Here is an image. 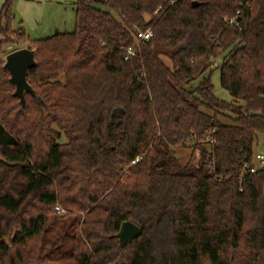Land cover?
I'll list each match as a JSON object with an SVG mask.
<instances>
[{
  "label": "trees",
  "instance_id": "16d2710c",
  "mask_svg": "<svg viewBox=\"0 0 264 264\" xmlns=\"http://www.w3.org/2000/svg\"><path fill=\"white\" fill-rule=\"evenodd\" d=\"M14 1L0 9V264H264V0H70L74 31L34 40ZM23 43L24 102L2 61ZM218 69L236 103L215 95ZM187 143L198 163L177 157ZM57 206L72 243L43 254ZM126 220L143 231L122 246Z\"/></svg>",
  "mask_w": 264,
  "mask_h": 264
},
{
  "label": "rangeland",
  "instance_id": "374dc122",
  "mask_svg": "<svg viewBox=\"0 0 264 264\" xmlns=\"http://www.w3.org/2000/svg\"><path fill=\"white\" fill-rule=\"evenodd\" d=\"M6 0H0V9ZM100 7L103 5L97 4ZM15 18L12 26L18 30L24 29L30 39H44L50 37L56 32H72L76 26L75 6L70 0H15L14 1ZM23 47L31 48L29 43L10 44L5 47L6 54L3 55L2 61L6 62V56L11 51ZM167 64H171L168 57H163ZM64 81V76L61 77ZM211 81L214 85L215 95L224 101L236 103V99L227 89L221 85L220 70H215L211 75ZM240 104H244L239 100ZM238 102V101H237ZM62 136L60 143L66 142ZM264 136L260 138V143L255 147V154L263 149ZM177 157L184 164H195L199 162V151H192L187 145L177 146L175 148ZM12 167L0 160V179L3 178L8 169ZM55 215L50 217L49 227L46 235V242L43 247V254L56 252L58 250H68L72 243L74 224L72 215L61 206L55 208Z\"/></svg>",
  "mask_w": 264,
  "mask_h": 264
},
{
  "label": "water",
  "instance_id": "95a60500",
  "mask_svg": "<svg viewBox=\"0 0 264 264\" xmlns=\"http://www.w3.org/2000/svg\"><path fill=\"white\" fill-rule=\"evenodd\" d=\"M96 2L104 3L106 0H93ZM193 6L200 5L197 0L192 1ZM59 33L58 31L56 34ZM36 65L35 50L23 47L11 51L6 56V62L4 68L7 69L11 74V81L16 86L15 95L21 99L22 102L25 100V92L33 93L31 85L28 83L27 77L29 69ZM245 171V170H244ZM142 227L137 225L131 220L122 222L115 237L119 239L122 246L131 243L135 238L142 234Z\"/></svg>",
  "mask_w": 264,
  "mask_h": 264
},
{
  "label": "built area",
  "instance_id": "2783aa9c",
  "mask_svg": "<svg viewBox=\"0 0 264 264\" xmlns=\"http://www.w3.org/2000/svg\"><path fill=\"white\" fill-rule=\"evenodd\" d=\"M238 13H240V11H238ZM227 19L229 20L230 23H233L235 21L234 18H232V19L227 18ZM152 35H153V32L151 30H147L144 33H140V38L148 40L152 37ZM137 50H138V47L136 45L128 46L126 48L124 58L126 60L132 58L133 56L136 55ZM207 141L209 142V144H211L213 142V140L210 137H207ZM255 160L257 162V166L253 168V171H255L259 168L261 170H264V149H262L261 151H259L255 154Z\"/></svg>",
  "mask_w": 264,
  "mask_h": 264
}]
</instances>
